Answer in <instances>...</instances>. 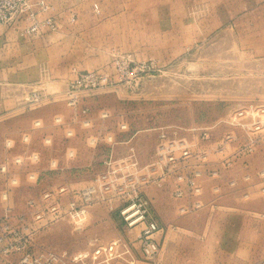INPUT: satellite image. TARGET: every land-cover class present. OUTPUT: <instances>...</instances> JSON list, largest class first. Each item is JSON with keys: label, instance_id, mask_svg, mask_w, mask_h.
Wrapping results in <instances>:
<instances>
[{"label": "rangeland", "instance_id": "rangeland-1", "mask_svg": "<svg viewBox=\"0 0 264 264\" xmlns=\"http://www.w3.org/2000/svg\"><path fill=\"white\" fill-rule=\"evenodd\" d=\"M14 1L18 11L5 24L9 39L0 34L5 36L0 81L20 84L10 103L22 97L16 101L18 117L0 120V213L8 204L15 213L27 212L28 200L46 187L81 189L93 180L111 150L103 139L91 144L105 126L117 141L116 156L126 154L124 141L132 137L129 145L145 165L154 160L161 127L210 125L214 137H220L231 129L223 120L250 103L264 102V0ZM24 1L40 20L52 18L54 28L26 34ZM90 71L106 74L107 81L76 108L69 106L62 93ZM5 89L0 86V94ZM82 108H87L89 126L82 116L76 118ZM105 111L110 117L102 120ZM121 121L128 124L127 131L120 129ZM263 168L264 145L226 171L219 195L213 191L216 181H203L206 206L185 215L178 213L180 202L169 183L147 186L152 216L162 227L157 262L143 258L136 233L126 228L115 204L92 205L79 229L62 219L38 231L36 249L73 254L119 239L124 255L99 264H206L215 248L199 246L200 240L217 217L225 225L237 215L234 236L251 245L218 247L221 261L228 264L231 251L238 249L239 264H264V195H240L247 186L242 176ZM229 177L238 179L237 189L229 187ZM205 184L212 191L209 197ZM212 202L231 208L220 214L208 206ZM242 204L251 206L239 208ZM244 218L247 231H241Z\"/></svg>", "mask_w": 264, "mask_h": 264}, {"label": "built area", "instance_id": "built-area-1", "mask_svg": "<svg viewBox=\"0 0 264 264\" xmlns=\"http://www.w3.org/2000/svg\"><path fill=\"white\" fill-rule=\"evenodd\" d=\"M17 11L14 0H0V24L9 23ZM21 11L29 20L26 34L39 33L43 27L55 26L52 18L40 20L27 1H24ZM107 79L106 74L98 71L80 74L64 90L63 99L76 108L85 96L99 89ZM38 99L35 96L32 100L38 103ZM78 115L83 117L84 125H90L87 108L81 109L77 119ZM109 117L107 111L100 114L102 120ZM223 122L231 129L220 137H214L215 126L210 125L161 127L154 160L145 165L139 161L135 147L129 145L132 137L124 141L128 145L126 154L116 156L113 146L117 141L109 129L103 127L98 136L91 138V144L96 145L103 139L111 150L102 160L104 169L93 180L81 189L64 184L55 188L46 187L39 196L28 200L27 212L15 213L9 204L5 206L0 213V264H99L122 257L124 254L120 249L123 246L119 239L97 245L91 251L73 254L36 249L34 236L38 231L62 219L69 220L79 229L87 220L92 205L97 203L115 204L126 228L136 233L135 240L143 258L157 262L162 227L152 216L146 187L169 183L173 198L180 202L178 213L196 212L206 206L202 199L203 181H216L213 191L219 195L222 191L220 182L226 179V171L240 157L249 156L264 145V102L250 103ZM119 127L127 131L128 124L121 121ZM2 169L5 170L6 166L3 165ZM227 179L231 189L238 188L236 177ZM242 180L248 187L264 192V168L254 175L245 173ZM11 181L13 184L17 182L15 178ZM242 195L248 197L249 192L244 191ZM2 197L8 199V191L2 193ZM208 206L215 209L218 204L212 202Z\"/></svg>", "mask_w": 264, "mask_h": 264}, {"label": "crops", "instance_id": "crops-1", "mask_svg": "<svg viewBox=\"0 0 264 264\" xmlns=\"http://www.w3.org/2000/svg\"><path fill=\"white\" fill-rule=\"evenodd\" d=\"M7 28L8 27L5 26V24H0V30H1L0 31V34L1 33H4V35H5V33H6V36L8 37L10 32H7ZM4 35H0V46L2 45L1 44L2 41H5L4 40L5 39V36ZM8 39H9V37L6 40H8ZM1 67L4 68V66L2 64H0V68ZM19 85L20 84H16L14 82H9L7 80H6V82L5 81H0V86L6 88L5 91H2L1 94H0V106H2L0 108V120H3L5 122H9L10 120L18 117L21 109L18 108V106L16 104V101H20L22 96L19 95L20 97L17 98V99H15V100H13V101H11V103H10V99H11V94H13V96H14L15 89H18ZM1 97L7 98V100H6L7 102L1 101ZM4 103H5V106L7 104L6 108H3V104ZM208 184L207 185L205 184L206 197H209V194H211V192H212L211 191V188H210V186ZM245 191H248L249 192L248 197H254L256 195H261V196L264 195V192H260L259 190H257L256 187H247L246 186V190ZM239 193H241V192H239ZM240 195L242 197H244L242 195V193ZM235 197H238V196H235ZM217 202H218V199H217ZM236 205H238V204H235L233 209H236L237 208ZM250 206L251 205H249V204H242L241 206H238V207L239 208L242 207V209H246V208H248ZM224 208H231V207L228 206V205H221L220 204L217 207L218 212H220V214H225V213H223V211L225 210ZM236 217H238V216L236 215L234 218L231 217L230 223L225 222L226 223L225 225H223L222 223H218V217H217V220L215 221L213 227L210 228L207 231L208 233H205V236H207V237L204 238V239H202V240H200L201 241V244H199V246H202L203 248L204 247L205 248H207V247H213V248H215V257L213 259H209L208 261H206V264H223V261H221L223 258L220 259V256L222 257V255H219L218 254V247H224V246L227 247V246H229L231 248H238V247H240V246H242L244 244L246 246L251 245L250 242H243V241L240 240V238L237 239L234 236L235 227L237 225H239V222L235 223L236 220H237ZM220 219H222V218H220ZM246 221H248V220L246 218H244L243 225L241 224V226H242L241 231H247L248 230V227L245 226ZM233 222H234V224H233ZM249 230H250V227H249ZM251 231H252V233H254L256 235L259 230L256 227H253V229H251ZM218 232H220L219 235H218ZM222 232H223V234L225 232H229L230 235H231L230 239H228L226 237H223ZM211 235H213L214 237H211ZM164 246H165V244H164ZM237 253H238V249H233L231 251L232 257H231L230 261H228V264H239L240 262H242V260H240L237 257V255H236Z\"/></svg>", "mask_w": 264, "mask_h": 264}]
</instances>
